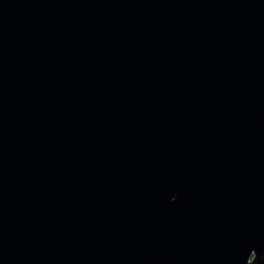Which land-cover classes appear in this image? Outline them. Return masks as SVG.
<instances>
[{
  "label": "water",
  "instance_id": "95a60500",
  "mask_svg": "<svg viewBox=\"0 0 264 264\" xmlns=\"http://www.w3.org/2000/svg\"><path fill=\"white\" fill-rule=\"evenodd\" d=\"M0 264H264V0H0Z\"/></svg>",
  "mask_w": 264,
  "mask_h": 264
}]
</instances>
